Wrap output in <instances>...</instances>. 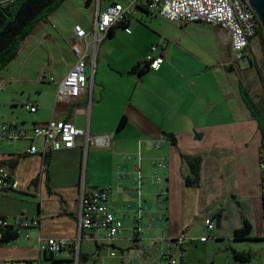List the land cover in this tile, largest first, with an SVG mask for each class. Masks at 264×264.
<instances>
[{"label":"crops","instance_id":"obj_1","mask_svg":"<svg viewBox=\"0 0 264 264\" xmlns=\"http://www.w3.org/2000/svg\"><path fill=\"white\" fill-rule=\"evenodd\" d=\"M21 1L0 3L19 6ZM131 1L62 0L35 23L20 41L14 59L0 70V125L20 120L30 128L50 119H71L89 135L87 145L85 136L79 137L73 148L46 154L40 136L0 142V166H7L15 184L14 189L0 191V217L12 221L24 215L39 221L24 230L26 236H3L0 264H72L71 247L51 257L46 244L49 237L77 234L83 184L86 191L106 187L108 204L122 221L110 247L131 246L133 208L139 200L133 172L136 160L123 157L137 153L141 155L142 241L161 235L162 229L171 236L192 235L193 218L208 209L213 211L216 236L219 227L234 233L246 219L251 228L248 239L264 240L261 131L241 92L247 91L262 107L263 42L254 35L236 59L221 27L168 21L152 12L149 0ZM113 3L129 6L123 24H113L98 43L92 77L87 61L88 81L80 98L72 103L57 101L49 78H62L75 62L73 26L79 24L90 33L95 13ZM151 44H157L163 62L157 69L140 72ZM32 104L36 109L29 111ZM19 106L24 112L17 119ZM121 117L125 123L118 128ZM97 134H107L109 143L96 144L91 136ZM31 145L36 152H26ZM187 156L200 157L197 185L185 183L191 175ZM164 220L167 226H159L157 222ZM103 233L102 229L83 231L77 261L87 262L94 254L98 264H127L118 258L102 262L98 257L107 252ZM190 243L184 242L187 264Z\"/></svg>","mask_w":264,"mask_h":264},{"label":"built area","instance_id":"obj_2","mask_svg":"<svg viewBox=\"0 0 264 264\" xmlns=\"http://www.w3.org/2000/svg\"><path fill=\"white\" fill-rule=\"evenodd\" d=\"M132 0L131 2H135ZM152 12L168 21L176 22H206L216 25L226 30L229 36L231 49L236 59L243 56L250 39L256 35L259 22L254 12L248 6L246 0H149ZM129 6L120 3H113L105 11H97L93 20V29L87 33L79 24L73 26L74 41L71 48L76 56L74 64L67 73L60 79L49 78L55 85V96L57 101L72 103L77 101L86 88L88 76L86 73L87 61L91 64V77L95 67V51L98 43L107 35L113 24H123ZM145 62L148 69H157L163 62V56L158 50L157 44L149 46L148 53L145 56ZM90 104V99L87 103ZM29 111L36 109L35 105H28ZM78 111L85 112V108H79ZM30 132V133H29ZM42 137L44 149L46 152L59 150L61 148L69 149L75 146V141L79 137L86 138V145L89 135L84 129L77 127L71 119L53 120L50 119L44 123H35L30 128L16 120L4 121L0 125V142L6 141L14 143L19 139H33ZM96 144L105 145L109 143L107 134H97L91 136ZM86 148V146H85ZM37 149L31 145L26 152L34 153ZM259 155H261L259 153ZM123 159L136 160L133 166L135 173L134 180L137 185L138 199L133 208L134 218V240L132 245L126 248H111V241L119 234L122 229V221L115 217L108 204V189L106 187L95 188L86 191L81 186L78 203L79 219L77 234L73 237H49L47 238L46 249L50 254H58L63 249L71 247L75 253L76 260L79 259V245L83 238L84 230L104 231L102 235L103 245L107 252L97 255L104 262L107 258H118L122 263L127 264H187L184 251V242L186 234L180 233L171 236L164 232L159 236L148 238L142 241L143 229L139 226V220L142 219L143 208L140 204V184L142 174L140 171L141 155L137 153L134 156H125ZM260 176L263 170V162H259ZM14 181L10 178L7 166H0V191L14 189ZM264 183H260V195L263 191ZM262 214L264 222V206L262 204ZM165 211V210H164ZM163 211V212H164ZM165 216L166 214L163 213ZM154 218V217H153ZM37 218H31L24 215H18L12 221L0 217V240L3 231L11 228L16 234L27 235L25 229L30 226H38ZM205 230L210 231L215 227L213 218L204 220ZM208 235L201 239H206ZM198 239L189 237L190 241ZM132 249H136L134 253Z\"/></svg>","mask_w":264,"mask_h":264},{"label":"trees","instance_id":"obj_3","mask_svg":"<svg viewBox=\"0 0 264 264\" xmlns=\"http://www.w3.org/2000/svg\"><path fill=\"white\" fill-rule=\"evenodd\" d=\"M62 0H22L18 7L13 8L12 3H0V70L7 65L17 54L20 41L25 38L33 29L35 23L44 15L53 10ZM18 13V15L15 14ZM256 34H260L261 41L263 42L264 51V37L262 29L259 24ZM148 69L147 64L140 70ZM243 100L251 113L257 118L258 126L261 131V148L259 153V162H263V170L261 171L260 183H264V109L261 105L254 101L247 91L241 89ZM125 123V118L121 117L118 122V128H121ZM173 139V137H172ZM187 162L191 169V175L185 178L187 185H197L199 181L200 157L187 156ZM261 201L264 206V188L261 193ZM250 225L246 219H243V225L236 228L233 233V239L249 238L247 235L250 233ZM6 235L7 239H12L17 236L15 230L9 228L3 231L1 239ZM233 256L239 260H250L253 256L251 252H237L231 250ZM80 255V253H79ZM53 254H51V257Z\"/></svg>","mask_w":264,"mask_h":264},{"label":"rangeland","instance_id":"obj_4","mask_svg":"<svg viewBox=\"0 0 264 264\" xmlns=\"http://www.w3.org/2000/svg\"><path fill=\"white\" fill-rule=\"evenodd\" d=\"M18 7L17 5H13V8ZM259 35L260 39L261 36ZM45 73L47 77H49V72L45 69ZM34 85L30 86L32 91L34 90ZM262 103V108L264 109V101L259 100ZM19 115H17V119L21 118V112H24V109L19 106L18 107ZM17 121V120H16ZM20 121V120H18ZM213 214L211 209L203 211L199 215L195 216L190 224V227L193 231L192 235L186 236L188 239V243H190V252L188 250L187 261L188 264H264V240L258 241L254 239H233L232 230L226 227H219L217 233L219 236H216L214 233V228L209 231V237L207 239H201L205 234V230L203 228L204 220L207 217H210ZM215 222V219H214ZM159 226L162 224L167 226L166 221H158ZM226 225V223H224ZM216 228V227H215ZM197 237L198 239L194 241H190L189 237ZM120 244L123 245L122 242ZM81 247H84V243L81 244ZM251 252L253 256L250 260H239L233 256L231 252ZM136 249H132L131 252L134 253ZM72 264H98L99 262L94 261V254L89 257L87 262L77 261L75 256L72 258ZM46 260L51 261V259L47 258ZM44 264H58L52 262H46Z\"/></svg>","mask_w":264,"mask_h":264},{"label":"water","instance_id":"obj_5","mask_svg":"<svg viewBox=\"0 0 264 264\" xmlns=\"http://www.w3.org/2000/svg\"><path fill=\"white\" fill-rule=\"evenodd\" d=\"M250 9L254 12L262 29V35L264 37V0H246ZM18 15V13L15 14ZM2 32H0V37ZM262 206V205H261Z\"/></svg>","mask_w":264,"mask_h":264}]
</instances>
